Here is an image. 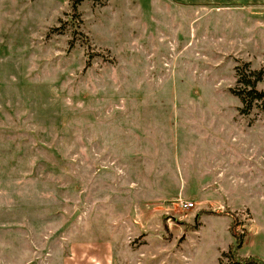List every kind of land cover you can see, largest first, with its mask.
Returning a JSON list of instances; mask_svg holds the SVG:
<instances>
[{
  "label": "rangeland",
  "instance_id": "1",
  "mask_svg": "<svg viewBox=\"0 0 264 264\" xmlns=\"http://www.w3.org/2000/svg\"><path fill=\"white\" fill-rule=\"evenodd\" d=\"M183 1L0 0V264L264 262V0Z\"/></svg>",
  "mask_w": 264,
  "mask_h": 264
},
{
  "label": "trees",
  "instance_id": "2",
  "mask_svg": "<svg viewBox=\"0 0 264 264\" xmlns=\"http://www.w3.org/2000/svg\"><path fill=\"white\" fill-rule=\"evenodd\" d=\"M82 1L83 0H73L74 11L77 5ZM250 77L251 78H246L241 73L237 74V82L238 84L244 86V93L241 91H234V94L241 99L244 105V109L242 110L243 114H250L253 107L258 108L261 112H264V90H259L257 88L258 85L263 81L264 72L251 70ZM222 214L232 219L230 231L233 236L238 239L237 242L240 244L242 242V235L239 233L240 222L237 216L229 212H223ZM232 259L234 262H236V264H264V262L254 257L237 259L236 256H232Z\"/></svg>",
  "mask_w": 264,
  "mask_h": 264
},
{
  "label": "crops",
  "instance_id": "3",
  "mask_svg": "<svg viewBox=\"0 0 264 264\" xmlns=\"http://www.w3.org/2000/svg\"><path fill=\"white\" fill-rule=\"evenodd\" d=\"M181 1V4L185 3L183 0H180ZM187 4V3H186ZM192 5V4H191ZM226 6V5H225ZM228 6V5H227ZM77 245L78 247H76V250L81 252L82 255L86 254V260L88 262H90V260H95V262L97 264H112L110 262V257H111V253H110V245L108 242H99L97 244H95V246H97L95 249H97L96 251L97 252H92V250L86 249V245L87 243H78V244H75ZM83 251H87L86 253H84ZM78 257H81L82 258V255L80 253H73L72 255H75ZM75 257V256H74ZM68 259H65L64 261V264H78L77 262L75 263H69L67 262Z\"/></svg>",
  "mask_w": 264,
  "mask_h": 264
},
{
  "label": "built area",
  "instance_id": "4",
  "mask_svg": "<svg viewBox=\"0 0 264 264\" xmlns=\"http://www.w3.org/2000/svg\"><path fill=\"white\" fill-rule=\"evenodd\" d=\"M175 203H177V205L179 206V208L183 211V212H190L193 211V209L195 208L196 204L192 201H188L186 199L183 198H179L176 201H174Z\"/></svg>",
  "mask_w": 264,
  "mask_h": 264
}]
</instances>
